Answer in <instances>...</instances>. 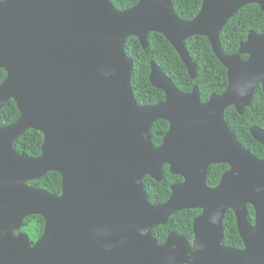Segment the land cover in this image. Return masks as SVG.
<instances>
[{
    "label": "water",
    "instance_id": "obj_1",
    "mask_svg": "<svg viewBox=\"0 0 264 264\" xmlns=\"http://www.w3.org/2000/svg\"><path fill=\"white\" fill-rule=\"evenodd\" d=\"M250 4L264 12V0H204L187 22L171 0H139L126 11L111 0H0V71L7 73L0 111L11 100L20 111L17 122L0 126V264H264V160L238 142L225 119L231 107L243 115L257 89L264 91V34L251 31L233 55L220 42L228 21ZM151 33L172 44L192 79L198 67L185 42L206 37L228 70L227 91L202 104L197 87L179 91L152 62L151 83L167 98L140 107L125 44L136 37L146 50ZM161 120L170 129L155 148L151 129ZM31 129L44 135L35 158L14 149ZM251 134L264 146L262 129ZM220 163L233 170L210 189L209 167ZM166 164L185 182L154 206L144 180L162 182ZM51 172L62 177L60 195L28 185ZM193 209L203 211L193 246L176 233L157 242L155 228ZM229 209L244 250L222 245ZM31 216L45 221L34 245L15 234Z\"/></svg>",
    "mask_w": 264,
    "mask_h": 264
},
{
    "label": "trees",
    "instance_id": "obj_2",
    "mask_svg": "<svg viewBox=\"0 0 264 264\" xmlns=\"http://www.w3.org/2000/svg\"><path fill=\"white\" fill-rule=\"evenodd\" d=\"M118 11H126L135 7L139 0H111ZM176 14L185 21L195 19L203 5V0H171ZM250 31L257 34L264 33V13L257 5H249L234 15L220 33L222 50L227 55L238 53L241 43L248 38ZM192 60L197 64V75L192 79L180 56L168 40L161 34L151 33L148 38V48L143 49L136 37H130L125 44L126 55L133 60L131 73V87L136 102L140 106H153L165 101L163 91L152 86L150 81V63L157 64L165 75L183 93H191L196 86L200 92L202 102H207L214 94H223L228 87L227 69L215 56L209 40L205 37H193L185 43ZM248 56H244L246 60ZM7 73L0 71V85L6 79ZM20 118V111L16 103L11 100L0 111V126L7 127ZM226 119L240 143L250 149L256 156L264 159V146L259 144L251 135L250 129L258 126L264 129V91L260 88L243 115H239L234 108L226 113ZM169 130L165 121L155 123L151 129L154 147H159ZM44 135L36 130H28L14 143L15 151L26 157H39L42 152ZM227 169L225 165L213 166L210 169L208 185H218L221 175ZM183 181L182 178L170 174L169 167L165 168V179L157 183L147 177L144 186L150 204L158 205L167 202L171 196V185ZM29 186L44 189L53 194L62 193V177L59 173L51 172L40 180L28 183ZM201 213L200 210H188L173 216L168 225L158 227L154 231L155 239L161 244L170 232L187 236L193 235V221ZM249 219L254 221V209L248 207ZM45 221L40 216H31L24 221L22 232L27 233L32 243L37 242L43 235ZM224 246L243 249L244 244L239 236L236 217L229 211L224 221Z\"/></svg>",
    "mask_w": 264,
    "mask_h": 264
},
{
    "label": "flooded vegetation",
    "instance_id": "obj_3",
    "mask_svg": "<svg viewBox=\"0 0 264 264\" xmlns=\"http://www.w3.org/2000/svg\"><path fill=\"white\" fill-rule=\"evenodd\" d=\"M204 1V0H203ZM250 5H253V4H250ZM254 5H256V4H254ZM203 6V5H202ZM249 6V5H248ZM258 6V5H257ZM247 7V6H246ZM245 8V7H244ZM261 8V7H260ZM202 9V8H201ZM262 10V9H261ZM201 11V10H200ZM263 12V11H262ZM176 13V12H175ZM264 13V12H263ZM199 15V14H198ZM178 16V15H177ZM179 17V16H178ZM180 18V17H179ZM181 19V18H180ZM194 20V19H193ZM183 21H185V20H183ZM192 21V20H191ZM230 21V20H229ZM228 21V22H229ZM188 22V21H187ZM227 25V24H226ZM224 29V28H223ZM222 32V31H221ZM251 32V31H250ZM249 32V33H250ZM256 33V32H255ZM257 34V33H256ZM264 34V33H263ZM150 35V34H149ZM249 35V34H248ZM257 35H262V34H257ZM195 37H202V36H195ZM148 38H149V36H148ZM193 38V37H192ZM206 38V37H205ZM191 39V38H190ZM248 39V38H247ZM189 40V39H188ZM187 40V41H188ZM186 41V42H187ZM247 41V40H246ZM245 41V42H246ZM169 42V41H168ZM185 42V43H186ZM210 42V41H209ZM220 42H221V39H220ZM245 42H243V43H245ZM170 43V42H169ZM171 44V43H170ZM211 44V43H210ZM242 44V43H241ZM172 45V44H171ZM241 46V45H240ZM212 47V46H211ZM185 48H186V46H185ZM221 48H222V46H221ZM175 49V48H174ZM240 49V48H239ZM176 50V49H175ZM187 50V49H186ZM223 51V50H222ZM177 52V51H176ZM188 52V51H187ZM214 52V51H213ZM224 52V51H223ZM239 52V51H238ZM178 53V52H177ZM126 54V53H125ZM189 54V53H188ZM215 54V53H214ZM179 55V54H178ZM190 55V54H189ZM227 55V54H226ZM180 56V55H179ZM216 56V55H215ZM191 57V56H190ZM181 58V57H180ZM192 59V58H191ZM218 59V58H217ZM242 59L244 60V61H246V60H248V58L245 60L244 59V56L242 57ZM182 60V59H181ZM219 60V59H218ZM193 61V60H192ZM183 62V61H182ZM194 62V61H193ZM152 63V62H151ZM151 63H150V66H151ZM154 63V62H153ZM195 63V62H194ZM157 65V64H156ZM185 65V64H184ZM197 65V64H196ZM223 65V64H222ZM158 66V65H157ZM224 66V65H223ZM159 67V66H158ZM198 67V66H197ZM225 67V66H224ZM160 68V67H159ZM187 68V67H186ZM226 68V67H225ZM161 69V68H160ZM227 69V68H226ZM162 70V69H161ZM188 70V69H187ZM163 71V70H162ZM164 72V71H163ZM189 73V72H188ZM165 74V73H164ZM151 76V75H150ZM227 76H228V70H227ZM151 81V80H150ZM152 84V83H151ZM175 85V84H174ZM153 86V85H152ZM154 87V86H153ZM196 87V86H195ZM194 87V88H195ZM228 87H229V78H228ZM228 87H227V89H228ZM177 88V87H176ZM194 88H193V90H194ZM198 88V87H197ZM262 89L263 90V87L262 86H260L258 89H257V91L259 90V89ZM157 89V88H156ZM178 89V88H177ZM227 89H226V91H227ZM160 90V89H159ZM193 90H192V92H193ZM199 90V89H198ZM161 91H163V90H161ZM180 91V90H179ZM225 91V92H226ZM256 91V92H257ZM164 92V91H163ZM191 92V93H192ZM224 92V93H225ZM165 93V92H164ZM223 93V94H224ZM185 94H190V93H185ZM223 94H220V95H216V94H214L215 96H221V95H223ZM256 94V93H255ZM165 95H166V93H165ZM214 95H212V96H214ZM199 96H200V92H199ZM211 96V97H212ZM211 97H210V99H211ZM255 97V96H254ZM167 98V97H166ZM210 99L207 101V102H202L201 101V98H200V101H201V103L202 104H206V103H208L209 101H210ZM254 99V98H253ZM165 101H166V99H165ZM165 101H163V102H165ZM163 102H160V103H163ZM138 104V103H137ZM159 104V103H158ZM157 104V105H158ZM140 106V105H139ZM153 106H156V105H153ZM140 107H147V106H140ZM231 108H234V107H231ZM230 108H228L227 110H226V112H225V119H226V113H227V111L229 110ZM235 109V108H234ZM236 110V109H235ZM237 111V110H236ZM238 113V112H237ZM239 114V113H238ZM240 115V114H239ZM161 121H163V120H161ZM166 122V121H165ZM226 122H227V119H226ZM228 123V122H227ZM169 124V123H168ZM229 125V124H228ZM229 127H230V125H229ZM254 127H258V126H254ZM254 127H252V128H254ZM231 128V127H230ZM251 128V129H252ZM258 128H260V127H258ZM169 129H170V125H169ZM251 129H250V132H251ZM260 129H262V128H260ZM231 130H232V128H231ZM263 131H264V129H262ZM169 131V130H168ZM233 131V130H232ZM234 132V131H233ZM168 133V132H167ZM167 133H166V135H167ZM235 134V133H234ZM165 135V136H166ZM252 135V134H251ZM165 136H164V138H163V142H164V139H165ZM235 136H236V134H235ZM252 137H253V135H252ZM236 138H237V136H236ZM254 138V137H253ZM237 140H238V138H237ZM163 142H162V144L159 146V147H161L162 145H163ZM238 142L240 143V141L238 140ZM258 142V141H257ZM259 143V142H258ZM241 144V143H240ZM260 144V143H259ZM242 145V144H241ZM154 146V145H153ZM243 146V145H242ZM263 146V145H262ZM159 147H155V148H159ZM244 147V146H243ZM245 148V147H244ZM246 149H248V148H246ZM248 150H250V149H248ZM251 151V150H250ZM252 152V151H251ZM253 153V152H252ZM254 154V153H253ZM255 155V154H254ZM256 156V155H255ZM256 157H258V156H256ZM259 158V157H258ZM259 159H261V158H259ZM261 160H264V159H261ZM219 165H225V166H227V169L223 172V174L221 175V178H220V181H219V183H218V185L217 186H215V187H210L209 185H208V177H209V172H210V169L213 167V166H219ZM166 167H169V172H170V174L171 175H173L172 174V172H171V167H170V165H168V164H166L164 167H163V172H164V179H165V168ZM233 170V167L230 165V164H228V163H220V164H214V165H211L210 167H209V170H208V176H207V186L210 188V189H216V188H218L219 187V185H220V183H221V181H222V178L224 177V175L225 174H227L228 172H230V171H232ZM173 176H176V177H180V178H182L183 179V181H181V182H177V183H174V184H172L171 185V187H170V189H171V196H170V198L172 197V195H173V192H172V187L174 186V185H179V184H183L184 182H185V179L182 177V176H180V175H173ZM147 178V177H146ZM146 178H145V180H146ZM150 178V177H149ZM152 179V178H151ZM145 180H144V182H145ZM153 180V179H152ZM155 181V180H154ZM164 181V180H163ZM162 181V182H163ZM155 182H157V181H155ZM162 182H157V183H162ZM170 198H169V200H170ZM168 200V201H169ZM167 201V202H168ZM167 202H165V203H167ZM165 203H163V204H165ZM163 204H158V205H163ZM151 205H153V204H151ZM154 206H157V205H154ZM249 206H251V205H248V207ZM248 207H247V215H248V221H249V223L251 224V225H255V223H256V211H255V209H254V212H255V218H254V221L253 222H251L250 221V219H249V213H248ZM193 210H200L201 211V213L194 219V221H193V235H194V238L192 239V240H190L187 236H185V235H182V234H178V233H176V232H174V231H172V232H170L169 234H168V236H167V239H168V237H169V235L171 234V233H176V234H178V235H180V236H183V237H185L187 240H188V242L190 243V245L191 246H193L194 245V242H195V234H194V222H195V220L198 218V217H200L201 215H202V213H203V211L201 210V209H193ZM184 211H188V210H184ZM229 211H232L231 209H229L228 211H227V213H226V215H225V218H226V216H227V214H228V212ZM183 212V211H182ZM233 213H234V211H232ZM179 213H181V212H179ZM178 214V213H177ZM177 214H175V215H177ZM174 215V216H175ZM234 215H235V213H234ZM173 217V216H172ZM171 217V218H172ZM235 217H236V215H235ZM171 218L169 219V222H170V220H171ZM224 221H225V219H224ZM169 222H168V224H169ZM167 224V225H168ZM236 224H237V217H236ZM166 226V225H165ZM159 227H162V226H159ZM158 228V227H157ZM157 228H155V229H157ZM155 229H154V231H155ZM237 230H238V226H237ZM154 231H153V235H154ZM223 231H224V222H223ZM20 232H22L21 230L19 231V232H16L15 234L17 235L18 233H20ZM24 233V232H23ZM238 233H239V231H238ZM27 234V233H26ZM28 235V234H27ZM239 236H240V234H239ZM30 238V237H29ZM167 239H166V241H167ZM165 241V242H166ZM158 242V241H157ZM164 242V243H165ZM223 242H224V239H223ZM243 242V241H242ZM36 243V242H35ZM35 243H32L31 242V244L32 245H34ZM159 243V242H158ZM164 243H161V244H164ZM160 244V243H159ZM244 244V243H243ZM223 245V244H222ZM224 246V245H223ZM224 247H227V246H224ZM227 248H231V247H227ZM244 248H245V245H244ZM244 248L243 249H238V250H244ZM233 249H236V248H233Z\"/></svg>",
    "mask_w": 264,
    "mask_h": 264
}]
</instances>
